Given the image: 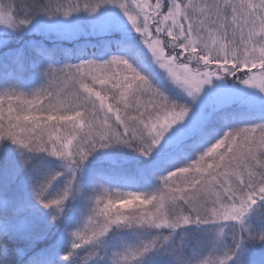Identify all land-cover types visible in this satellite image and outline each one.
I'll return each instance as SVG.
<instances>
[{"label":"snow or ice","instance_id":"snow-or-ice-1","mask_svg":"<svg viewBox=\"0 0 264 264\" xmlns=\"http://www.w3.org/2000/svg\"><path fill=\"white\" fill-rule=\"evenodd\" d=\"M105 5L123 12L139 34L135 40H142L147 50L140 43L125 45L120 56L102 63L82 60L57 69L51 63L44 67L55 50L41 44L35 51L42 63L33 67L36 71L43 68L44 86L31 93L32 99L24 98L23 93L16 96L27 107L17 109L9 103L7 116L4 97L0 96V140H10L21 150L15 171L0 180V234L22 241L28 249L39 241L47 243L45 255L30 257L22 264H68L75 250L99 242L113 226L156 229L151 239L125 246L111 257V264H143L176 229L231 222L224 223L215 234V241H219L225 236L224 229H230L232 247L214 262L229 264L246 244L264 243V230L254 231L244 224L253 207L264 201V122L253 121V126L237 127L222 135L202 132L201 114L192 112L189 116L190 109L171 100L165 88L195 99L212 77L227 72L243 74L244 84L264 93V0H70L67 8L61 0H0V26L12 30L30 26L34 31L72 38L80 32L74 21L44 22L37 18L88 13L98 24L111 19L129 32L122 19L96 15ZM213 63L218 66L215 71ZM242 65L258 69L259 74L240 72ZM114 68L121 71H112ZM17 70L22 73L27 69L20 62ZM55 80L65 85L71 81L70 94L53 88ZM97 84L102 90H96ZM236 94L264 106V95L258 96L256 91L236 90ZM189 135L199 137L193 154L171 162L169 150ZM120 145L134 147L154 168L166 171L158 177L160 187L154 193L134 195L127 202L139 201L151 207L125 213L111 199L104 203L97 198L93 206L92 197L87 196L92 226L84 233L73 231L66 202L75 201L81 193L84 163L98 149ZM7 152V148H0V154ZM26 153L46 154L66 162L70 173L66 186L51 193L52 181L62 173L41 172ZM164 229L170 230L169 234H164ZM65 234L71 238L70 244L66 245ZM4 251L0 245V252ZM17 252L24 255V249ZM175 259L177 264H212L183 253Z\"/></svg>","mask_w":264,"mask_h":264},{"label":"trees","instance_id":"trees-1","mask_svg":"<svg viewBox=\"0 0 264 264\" xmlns=\"http://www.w3.org/2000/svg\"><path fill=\"white\" fill-rule=\"evenodd\" d=\"M61 2L63 3V0H61ZM19 32L5 34L4 38L6 44L4 48L0 50V55L4 54L0 60V96L4 97L3 109L5 116L8 115L7 107L9 103L12 104L13 108L17 109L18 107H27L22 104L21 100L16 99V96L23 93L24 98L32 99L31 93L39 90L46 83V78L42 74L43 68L36 71L33 67L34 65L39 66L42 63V57L35 51L36 46L42 44L49 49H54L55 54L50 60L44 63V67H47V63H51L53 67L59 69L65 64H78L82 60H94L97 61V63H102L113 56H120L123 46L139 43L137 40L128 37L118 36L90 38L81 41H64L59 38H42L32 32H24L22 30ZM20 62H23L27 69L22 73L17 70ZM112 71L120 72L121 70L119 68H114ZM240 72H242L241 69ZM242 73L247 72L244 70ZM97 74L104 75L105 72H99ZM108 74L110 75L111 72ZM121 75H127V73L121 72ZM52 86L53 88L63 90L69 94L72 90L71 81L65 85L62 84L60 80H55ZM133 87H135V85ZM95 88L96 90H102L103 86L97 84ZM107 88L111 89V84H109ZM165 91L171 100L185 105V100L171 91L169 87L166 86ZM6 93L7 95H5ZM108 95L109 102H111V92H108ZM61 98H64L63 93ZM39 106L38 104L37 107ZM262 114H264V110L249 111L241 108L220 111L211 120L205 133L222 135L224 132L231 131L237 127L253 126V121L256 123L264 122V119L261 118ZM36 115H41V113L36 112ZM5 124H7V120H5ZM198 138V135L191 138L189 141L185 142L181 149L169 153L168 159L171 162H176L185 155H192L194 145ZM0 148L8 149L7 153L0 154V180H5L15 171L21 150L15 144H12L10 140H0ZM111 150L113 151L112 155H114V157L119 159L122 157L129 158L130 161L122 166L112 167L107 163L99 165L97 162L91 163V161L88 160L90 165L85 169L83 175L80 174L81 193L76 199V206L71 199L66 202L68 204L66 211L73 220V231L84 233L89 231L92 226L89 222L90 205L87 202V196L92 197L93 206H95V200L97 198L102 199L104 203H107L108 200L111 199L116 202V208H119L121 212L125 213L136 211L138 208L148 209L151 207L150 205H140L139 201L127 202L131 200V197L134 195L143 197L144 195L154 193L160 187V180L158 177L167 174L166 171L154 167L150 168L148 172H141L138 170L136 167L148 164L149 158H137L138 154L134 152V147L120 145L112 147ZM218 151L222 152L223 149ZM26 155L34 159L41 172L45 174L50 173L51 175L62 173L52 181L49 188L51 193L61 191L66 186L67 180L70 178V173L66 171V162L55 157L47 156L46 154L26 153ZM195 155L196 159H199L200 153L197 152ZM208 162L212 163V160L209 159ZM186 163H194V161H186ZM181 166H186V164ZM173 170L175 171V169ZM177 182L179 183V181ZM104 203L100 205L101 208H103ZM0 207H3L2 203H0ZM116 208L112 210L115 211ZM260 215L264 219V206H262L260 210ZM99 219L102 220L103 218L99 217ZM120 228L121 227L117 228L115 233L111 234L109 237L111 239L107 238L104 240L102 249L96 246L90 247L85 245L75 250L68 264H72L73 261L74 264H111L113 253L123 251L125 246L137 245L141 241L151 239L154 236L145 234L146 237H143L141 241H136L132 239L134 236L132 231L129 232V230L125 232L126 230H121ZM260 229L262 228L257 227L254 231H261ZM70 239L71 238L65 234L66 245L70 244ZM0 245L6 250L0 252V264H22L23 261L28 260L30 257L40 258L45 255V249L47 248V243L45 241H39L28 249L25 248L22 241L3 234H0ZM247 246L248 253L242 259L245 261V264H264V243L257 242L254 244H247ZM17 249H24V255L21 256L18 254ZM98 251H101L99 255L97 254ZM159 251H165V244L161 246ZM184 256L190 257L193 260L202 258L212 263L215 262L213 250L205 255L203 252H199L195 243L190 245V253ZM94 257H97V259ZM175 262L173 264H177V261ZM143 264L155 263H150L149 260L145 259Z\"/></svg>","mask_w":264,"mask_h":264},{"label":"rangeland","instance_id":"rangeland-1","mask_svg":"<svg viewBox=\"0 0 264 264\" xmlns=\"http://www.w3.org/2000/svg\"><path fill=\"white\" fill-rule=\"evenodd\" d=\"M7 2L8 0H5V3ZM69 2L70 0H63V3L65 4L66 8ZM81 2H83V0H81ZM149 2L154 3L155 0H149ZM197 2L199 3L201 2V0H197ZM96 15H103L106 17H116L118 19H122L123 23L127 25L130 31L127 33L124 32L123 30H121V28L118 25L114 24L111 19H105L102 23L98 24L95 22V16L90 15L88 13H78L71 18H64V17L49 18L41 15L37 19L44 22L49 21L50 19H55L58 21H64L65 19H70L80 27V32L78 35L72 38H59L55 32L41 33L38 31L31 30L30 26H26L23 29H17V30H12L6 26H0V50H2L6 44L4 38L5 34H13L21 30L24 32L35 33V35L42 38H52V39L59 38L64 41H68V40L81 41L90 38H99V37L102 38L105 36L128 37L135 40V38L139 36V34L135 31V29L132 28L130 21L127 20V17L123 14V12L114 5H105ZM105 29H111V30H105ZM161 38L163 39L164 37L162 36ZM138 42L140 43L141 46H144L145 49L147 50V45H143L142 40ZM167 51L168 50L166 49L165 50L166 55H167ZM186 54L187 53H185V55ZM149 55H151L150 51H149ZM3 56L4 54L0 55V60L2 59ZM217 67L218 66L215 63H213L212 70L215 71ZM227 67H231V65L229 64ZM241 70L242 72L246 70V72L250 74H257V75L259 74L258 69H250V66L242 65ZM221 71H223V69H221ZM242 75L243 74L240 75L228 74L227 72H225L223 75L212 77L211 81L202 87L201 92L197 94L195 99L189 97L185 92L179 90H171V89L170 90L185 100L184 101L185 105L190 109L189 116L192 114V112H199L201 114L202 116L201 131L205 132L211 120L220 111H224L227 109H234V108H241L249 111L264 110V106H262L259 101H257L255 104H252L248 101V99L245 96L236 94V90H243L244 92L256 91V94L258 96L264 95V93H260L258 90H253L248 85L244 84L241 79ZM246 78H247L246 76H243V79ZM184 122L186 121H183L181 123ZM195 136L197 135H189L187 137H184L177 145L173 146L169 150L167 155H169V153L171 152L181 149L184 146L185 142L189 141L191 138ZM134 152L138 154L137 158H141V157H143L144 159L146 158L140 153L136 152L135 150ZM112 154L113 151L111 150V148L98 149L95 153H93L89 157L88 160L91 161V163L97 162L99 165H103L104 163H107L112 167L122 166L123 164H127V162L130 161L129 158L122 157L119 159L117 157H114V155ZM89 165L90 163L86 161L83 165V170L80 174L83 175L85 169ZM152 167L153 165L150 162H148V164H145L143 166H138L136 168H138V170H140L141 172H148ZM73 204L76 206V200L74 201ZM262 206H264V201L258 202L249 212V214L245 217L244 224L246 227L250 228L251 230H255L257 227H261L262 229L260 230L264 229V219L260 215V210ZM224 223H231V222H221V224H215V225H199V226L188 225L180 229H176L174 232H171V235L169 236V240L165 243V251L163 252L159 250L154 251L145 259L149 260L150 263H155V264H165V263L173 264L176 261L175 259L176 255L180 253H183V255L190 253V245L193 243H195L200 253L203 252V254L206 255L209 253V251L213 250L215 255V261H217L218 259H222L223 253L232 247L230 229L227 227L224 229L225 236L223 237V239L219 241H215L216 231ZM120 229L126 230L125 232H128L129 230H130L129 232L132 231L134 235L132 239L136 241H141L143 237H146L145 234L156 235L158 231L156 229H149V228L121 227ZM116 230L117 227L113 226V228L109 231V233L105 237H102L99 242L88 244V246L90 247L96 246L102 249L104 240L109 238L112 233H115ZM169 231L170 230L168 229L163 230L164 234H169ZM247 247L248 246L246 244L244 251L242 253H237L235 256H233V259L229 261V264H235L237 260H242L248 253ZM100 252L101 251H98L97 254L99 255ZM94 258L97 259V257ZM212 264H214V262Z\"/></svg>","mask_w":264,"mask_h":264}]
</instances>
